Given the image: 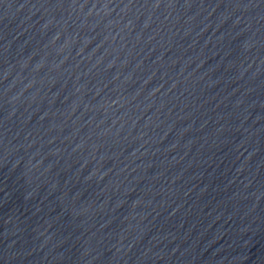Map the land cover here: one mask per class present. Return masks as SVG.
<instances>
[{
	"label": "water",
	"instance_id": "water-1",
	"mask_svg": "<svg viewBox=\"0 0 264 264\" xmlns=\"http://www.w3.org/2000/svg\"><path fill=\"white\" fill-rule=\"evenodd\" d=\"M0 264H264V0H0Z\"/></svg>",
	"mask_w": 264,
	"mask_h": 264
}]
</instances>
